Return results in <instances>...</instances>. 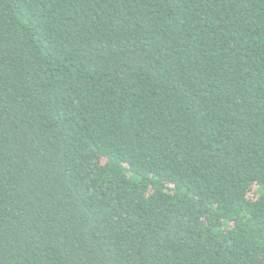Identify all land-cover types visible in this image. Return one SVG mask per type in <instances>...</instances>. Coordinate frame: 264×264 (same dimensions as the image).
I'll return each mask as SVG.
<instances>
[{"label": "trees", "instance_id": "trees-1", "mask_svg": "<svg viewBox=\"0 0 264 264\" xmlns=\"http://www.w3.org/2000/svg\"><path fill=\"white\" fill-rule=\"evenodd\" d=\"M0 264H264V0H0Z\"/></svg>", "mask_w": 264, "mask_h": 264}]
</instances>
